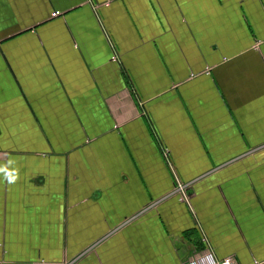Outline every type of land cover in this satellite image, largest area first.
Wrapping results in <instances>:
<instances>
[{
  "label": "crops",
  "instance_id": "obj_1",
  "mask_svg": "<svg viewBox=\"0 0 264 264\" xmlns=\"http://www.w3.org/2000/svg\"><path fill=\"white\" fill-rule=\"evenodd\" d=\"M207 252L264 264V0H0V264Z\"/></svg>",
  "mask_w": 264,
  "mask_h": 264
},
{
  "label": "built area",
  "instance_id": "obj_2",
  "mask_svg": "<svg viewBox=\"0 0 264 264\" xmlns=\"http://www.w3.org/2000/svg\"><path fill=\"white\" fill-rule=\"evenodd\" d=\"M58 15L57 13L54 14V16ZM113 60H115L113 58ZM177 190L181 195H184L186 186L182 184L177 185ZM188 264H235V262L232 259H224L221 261H216L212 254L210 252H207L206 254H202L199 256H195L194 258L190 259L188 261Z\"/></svg>",
  "mask_w": 264,
  "mask_h": 264
}]
</instances>
